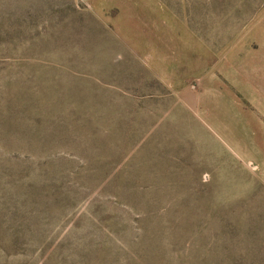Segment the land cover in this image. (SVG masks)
Listing matches in <instances>:
<instances>
[{
    "label": "rangeland",
    "instance_id": "1",
    "mask_svg": "<svg viewBox=\"0 0 264 264\" xmlns=\"http://www.w3.org/2000/svg\"><path fill=\"white\" fill-rule=\"evenodd\" d=\"M0 264H264V0H0Z\"/></svg>",
    "mask_w": 264,
    "mask_h": 264
}]
</instances>
